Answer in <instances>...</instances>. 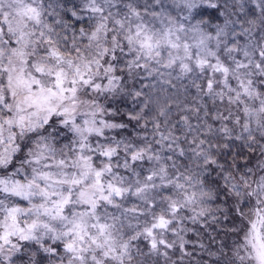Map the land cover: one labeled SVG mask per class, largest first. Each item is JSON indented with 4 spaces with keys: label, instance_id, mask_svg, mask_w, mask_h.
<instances>
[{
    "label": "snow or ice",
    "instance_id": "6c2138e0",
    "mask_svg": "<svg viewBox=\"0 0 264 264\" xmlns=\"http://www.w3.org/2000/svg\"><path fill=\"white\" fill-rule=\"evenodd\" d=\"M0 264H264V0H0Z\"/></svg>",
    "mask_w": 264,
    "mask_h": 264
},
{
    "label": "trees",
    "instance_id": "16d2710c",
    "mask_svg": "<svg viewBox=\"0 0 264 264\" xmlns=\"http://www.w3.org/2000/svg\"><path fill=\"white\" fill-rule=\"evenodd\" d=\"M229 162H230V158H229ZM242 162V161H241ZM227 202H226V200H225V198L223 197V196H221L220 197V200L218 201V202H214L213 204H212V207L215 209V208H219L220 210H224V209H226L227 208ZM218 215H219V213H218ZM229 223V221L228 220H224L223 221V223H221V224H218V225H213L211 228H201L202 229V233H204V230H206L207 229V231L204 233V235L202 236V241H204L205 240V242H206V240L208 239V234L209 233H211V235L212 236H214V237H216V240H217V243L219 242V241H221V240H228V242L229 243H231V240L228 238V237H226L225 235H224V229H225V226L227 225ZM215 229V230H214ZM217 233H219V234H217ZM198 239V237L197 236H195L191 241H193V243H195L194 241L195 240H197ZM215 247V246H214ZM190 248V250H192L191 249V247H189ZM197 252V251H196ZM197 256H198V253H197Z\"/></svg>",
    "mask_w": 264,
    "mask_h": 264
},
{
    "label": "rangeland",
    "instance_id": "374dc122",
    "mask_svg": "<svg viewBox=\"0 0 264 264\" xmlns=\"http://www.w3.org/2000/svg\"><path fill=\"white\" fill-rule=\"evenodd\" d=\"M190 227H193L194 229L195 228H197L198 226H195V225H190ZM207 231V229L206 230H204V233ZM204 233H202V229L200 228V234L199 235H196L195 234V232H190L189 234H188V236H187V239H189V240H192L195 236H197L198 237V239L197 240H195L194 242V244L196 245V247H195V249H194V252L197 254V253H199V248H198V242H201L202 241V236L204 235ZM202 242H204V243H209V240L207 239L206 240V242H205V240L204 241H202ZM213 246H215V245H213ZM189 247H191V249H192V245H189ZM193 250V249H192ZM197 251V252H196Z\"/></svg>",
    "mask_w": 264,
    "mask_h": 264
}]
</instances>
